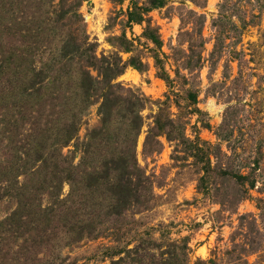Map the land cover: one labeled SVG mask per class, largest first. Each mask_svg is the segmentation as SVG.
Masks as SVG:
<instances>
[{"label": "rangeland", "instance_id": "374dc122", "mask_svg": "<svg viewBox=\"0 0 264 264\" xmlns=\"http://www.w3.org/2000/svg\"><path fill=\"white\" fill-rule=\"evenodd\" d=\"M0 264H264V0H0Z\"/></svg>", "mask_w": 264, "mask_h": 264}, {"label": "trees", "instance_id": "16d2710c", "mask_svg": "<svg viewBox=\"0 0 264 264\" xmlns=\"http://www.w3.org/2000/svg\"><path fill=\"white\" fill-rule=\"evenodd\" d=\"M134 17H133V14H131V17H130V19H133ZM69 57H70V59L71 60H74V59H76V58H79V59H84V55L82 54V53H78V52H76V51H69ZM84 62H85V64L87 65V68H89L90 66H93V63L91 62V61H89L88 59H84ZM86 65H85V67H86ZM70 73H68V72H66V71H62L61 73H60V75L59 76H66V75H69ZM87 77L88 78H92V75H90V71H89V69L87 70ZM84 85V89H86L87 90V92H90V90H92L93 89V86L92 85H88L87 83L85 84V83H83ZM59 90H60V92H61V90L63 89V85H62V82L59 80ZM63 91V90H62ZM66 91H67V89H66ZM64 93V92H63ZM62 93V94H63ZM58 97H55V99L54 100H56V102H52V101H48L47 102V100H45V102L47 103V105L49 106V108H50V110H51V113H47L46 115L40 110V111H38V113H39V118H40V120L42 119V118H44L45 119V121H44V124L46 125V126H48V123L50 122V115H52V114H56V115H58L59 114V112L60 111H55V106H60V104L61 103H57V99ZM59 104V105H58ZM104 121H107V119H104ZM40 128V131H38L37 132V134L38 135H40V136H42V135H48L49 136V133H47V132H44V131H46V130H49L50 128H41V127H39ZM141 128H142V123L140 124L139 123V132L141 131ZM62 130H64L63 132H61ZM77 127H73V128H69V124L68 125H66V127L64 128V129H61V130H59V132H58V134H59V137L60 138H63L62 140V144H66V143H68L69 142V140L70 139H72L74 136H75V134L77 133ZM92 137H93V135H92ZM50 139V138H49ZM48 139V140H49ZM58 140V139H57ZM60 140L61 139H59V142H60ZM44 145H41V147H43ZM42 162H45V160H43V157H42ZM133 161H134V151H133ZM125 167H127V168H129V167H132V163H130L128 160H125ZM124 164H122V166H123ZM133 166H134V163H133ZM94 170H95V168H94ZM91 175H93V174H90V176ZM69 178H70V173H67L66 174V177H65V179L66 180H69ZM52 179L53 180H55V181H58V182H62V180H63V178L62 177H59L58 176V172L57 173H55L54 175H53V177H52ZM44 183L45 184H47V186H48V188H49V190H54L56 187L58 188V185L56 186V184L54 183V182H52V181H44ZM43 183V184H44ZM44 184V185H45ZM89 186V185H88ZM41 190H43V188H41ZM44 192L46 193L47 192V189L45 188L44 189ZM50 195H54L53 194V192L51 193L50 192ZM117 213H118V211H116Z\"/></svg>", "mask_w": 264, "mask_h": 264}]
</instances>
